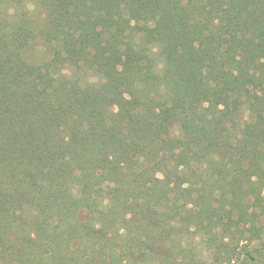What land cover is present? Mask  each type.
Instances as JSON below:
<instances>
[{
	"label": "trees",
	"instance_id": "obj_1",
	"mask_svg": "<svg viewBox=\"0 0 264 264\" xmlns=\"http://www.w3.org/2000/svg\"><path fill=\"white\" fill-rule=\"evenodd\" d=\"M263 191L264 0H0V264H202Z\"/></svg>",
	"mask_w": 264,
	"mask_h": 264
},
{
	"label": "rangeland",
	"instance_id": "obj_2",
	"mask_svg": "<svg viewBox=\"0 0 264 264\" xmlns=\"http://www.w3.org/2000/svg\"><path fill=\"white\" fill-rule=\"evenodd\" d=\"M206 70V66H200L198 69L199 74H204ZM257 225L250 227L247 225L245 232L233 238L221 236L219 240L224 242L225 246L217 252H212L204 244L197 243V252L202 250L199 260L202 264H264V219Z\"/></svg>",
	"mask_w": 264,
	"mask_h": 264
}]
</instances>
